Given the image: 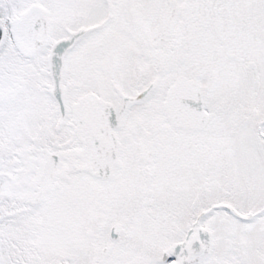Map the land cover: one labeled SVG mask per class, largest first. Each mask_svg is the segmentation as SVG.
<instances>
[{
	"label": "snow or ice",
	"instance_id": "6c2138e0",
	"mask_svg": "<svg viewBox=\"0 0 264 264\" xmlns=\"http://www.w3.org/2000/svg\"><path fill=\"white\" fill-rule=\"evenodd\" d=\"M0 264H264V0H0Z\"/></svg>",
	"mask_w": 264,
	"mask_h": 264
}]
</instances>
